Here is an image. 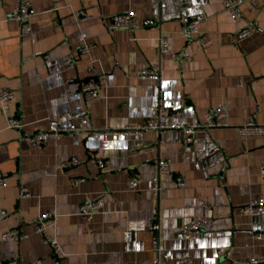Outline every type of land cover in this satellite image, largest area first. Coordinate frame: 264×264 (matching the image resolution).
Masks as SVG:
<instances>
[{
    "label": "crops",
    "instance_id": "obj_1",
    "mask_svg": "<svg viewBox=\"0 0 264 264\" xmlns=\"http://www.w3.org/2000/svg\"><path fill=\"white\" fill-rule=\"evenodd\" d=\"M29 1L32 33L21 36L19 24L6 21L16 0H0V93L14 92L8 115L22 121L24 132L45 131L51 121L67 124L68 114L85 109L92 127L102 132L142 126L161 107L172 112L171 122L198 127L219 105L227 110L228 127L200 134L194 146L184 143L180 131H147L95 139L81 133L38 148L23 141L22 132L7 130L0 106V172L9 174L0 189V211L9 213L0 223V264H152L154 223L166 264L182 258L192 264H249L264 258V241L243 233L264 234V216L241 213L251 200L264 199V137H241L238 130L250 121L264 124V0H245L240 19L225 11L224 0H193L186 15L171 6L162 9L160 0ZM128 10L139 28L110 31L109 18ZM80 11L94 20L79 22ZM198 14L207 16L200 35L182 39V26ZM253 22L259 32L237 44L235 34ZM83 35L95 45L89 56L79 54ZM160 36L172 53H190L191 61L183 68L168 57L161 61ZM69 59L74 68L66 66ZM158 68L160 82L137 75ZM100 73L107 74L108 88L87 102L79 84ZM93 155L109 166L101 170L89 163ZM159 155L171 174L162 178L156 197L151 188ZM72 158L86 162L61 170ZM130 177L141 178L138 190L127 189ZM77 179L84 182L76 186ZM21 188L30 196L20 199ZM100 196L105 205L99 214H79L87 199ZM52 211L59 217L50 233L60 253L34 233L38 216ZM196 216L209 217L213 231L183 240L181 230ZM10 230L30 237L3 242Z\"/></svg>",
    "mask_w": 264,
    "mask_h": 264
},
{
    "label": "built area",
    "instance_id": "obj_2",
    "mask_svg": "<svg viewBox=\"0 0 264 264\" xmlns=\"http://www.w3.org/2000/svg\"><path fill=\"white\" fill-rule=\"evenodd\" d=\"M245 0H224V9L231 16L232 19H240L242 16L241 7L244 5ZM171 6L177 9L181 14L186 15L194 9L193 0H160V7L167 8ZM32 12L30 8L29 0H16L15 6L11 13L7 16L6 21L17 22L20 26V35L25 36L32 33ZM79 22H90L94 20V17L87 14L85 11L78 12ZM207 20L205 14H198L190 19L182 26L180 35L182 39L191 41L200 35V25ZM139 24L135 19L133 10L115 14L109 18L108 29L110 31H127L131 32L137 30ZM259 32V27L256 22L242 28L235 34V41L237 44L248 39L253 34ZM83 45L79 48L80 55H90L95 49V45L88 42L85 35L82 36ZM159 57L161 61L168 57L169 60L177 63L180 68H183L185 64L189 63L192 59L190 53L181 51L172 53L170 51V44L167 38L160 36L158 39ZM45 66L49 63L48 56H44ZM68 68H74L75 62L69 59L65 62ZM138 77L142 80H153L160 82V69H146L138 72ZM68 83H73L74 80H67ZM80 91L87 102L99 100L102 94L108 88L107 74L100 73L95 79L88 80L79 84ZM15 99V94L9 89H4L0 93V106L6 118V128L10 131L22 132V140L29 143L34 147L41 148L50 141H58L66 136H73L75 134H87L91 138H100L105 135H141L147 131L164 132V131H180L184 134V143L188 146H194L198 144V136L209 130L220 129L228 127L226 123L227 110L223 105L216 106L210 109L206 116L205 121L201 126L190 127L180 123H173L172 112L167 108H160L155 119L147 122L142 126H127L123 130L118 132L110 131H98L91 125V118L88 109L80 110L76 113L68 114L67 124H61L57 121H51L49 128L42 132L28 133L24 132L25 125L22 121L13 116L8 115L9 104ZM241 137H264V124H257L253 121L247 122L238 127ZM86 161L77 158H72L61 164V170H68L78 167L84 164ZM88 162L97 166L99 169H106L110 162L104 158L93 155L88 159ZM170 165L167 159L159 155L157 162L154 166L153 181L151 191L156 197H160L162 188L161 180L164 176L170 175ZM260 174L264 180V163L261 166ZM9 182V174L0 172V189L7 187ZM84 182V179L75 180L76 186ZM141 184V178L130 177L127 181V189L129 191L138 190ZM174 184L179 188L184 189L185 183L183 181H175ZM29 191L27 188L20 189V199L29 197ZM105 205L104 197L100 196L94 200L87 199L79 208V214L81 216H91L99 214ZM241 213L246 216H264V199L258 198L251 200L243 207H241ZM58 214L54 211L46 212L38 216L34 233L41 238L44 245L49 246L55 253L61 252V247L56 235H52L50 230L57 224ZM9 219V213L6 211H0V223L7 222ZM150 230L155 233L153 244L157 249V255L152 264H166L163 252L158 247V237L156 234L159 228L156 223L152 224ZM213 231V222L207 216H196L189 220V222L183 227L180 232V236L183 240H197L202 236L209 234ZM237 233V231H235ZM243 233L254 237L258 241H264L263 233H256L252 230H243ZM30 236L26 233H21L16 230H10L2 235L1 240L3 242H20L28 239ZM175 264H192L190 258H182ZM249 264H264V258L252 259Z\"/></svg>",
    "mask_w": 264,
    "mask_h": 264
}]
</instances>
